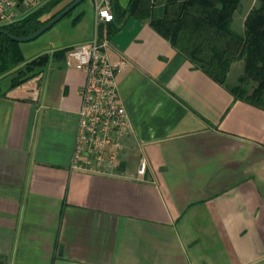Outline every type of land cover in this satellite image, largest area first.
I'll use <instances>...</instances> for the list:
<instances>
[{
    "label": "crops",
    "instance_id": "obj_1",
    "mask_svg": "<svg viewBox=\"0 0 264 264\" xmlns=\"http://www.w3.org/2000/svg\"><path fill=\"white\" fill-rule=\"evenodd\" d=\"M96 14L89 0L73 35L54 25L18 42L25 61L48 55L40 74L15 81L24 62L0 74V264H264V107L148 19L97 25ZM96 34L113 62L128 60L117 73L125 177L70 168L86 75L56 52Z\"/></svg>",
    "mask_w": 264,
    "mask_h": 264
},
{
    "label": "trees",
    "instance_id": "obj_2",
    "mask_svg": "<svg viewBox=\"0 0 264 264\" xmlns=\"http://www.w3.org/2000/svg\"><path fill=\"white\" fill-rule=\"evenodd\" d=\"M47 0L17 21L0 25L17 36H26L41 28L70 2ZM242 0H130L127 7L112 2L114 19L122 22L134 15L150 24L165 36L196 68L203 70L221 84H226L232 64L244 62L238 85L229 87L237 98L264 107V0H258L247 13L243 29L234 27L235 13ZM117 27H110L111 34ZM68 48L57 51L65 60ZM0 74L12 66L18 69L20 83L40 74L47 62L43 54L25 61L18 42L0 33ZM250 87V89H248Z\"/></svg>",
    "mask_w": 264,
    "mask_h": 264
},
{
    "label": "built area",
    "instance_id": "obj_3",
    "mask_svg": "<svg viewBox=\"0 0 264 264\" xmlns=\"http://www.w3.org/2000/svg\"><path fill=\"white\" fill-rule=\"evenodd\" d=\"M96 23L111 22L114 13L110 0H94ZM36 0L35 4H39ZM33 1L0 0V25L17 21L33 8ZM110 41L98 34L87 42L68 48L64 63L83 71L85 83L81 87L82 103L71 156V170L109 177H125L120 154L123 138L129 129V118L121 103L117 73L128 60L122 57L113 62L109 56ZM147 171L142 159L139 179Z\"/></svg>",
    "mask_w": 264,
    "mask_h": 264
},
{
    "label": "rangeland",
    "instance_id": "obj_4",
    "mask_svg": "<svg viewBox=\"0 0 264 264\" xmlns=\"http://www.w3.org/2000/svg\"><path fill=\"white\" fill-rule=\"evenodd\" d=\"M29 1V0H28ZM33 1L32 6L38 5L35 4L36 0H30ZM42 3L41 5H43ZM258 4V0H242L241 6L238 8V10L235 13L234 18V27L238 30L243 29L244 20L246 18L247 13L252 9L254 5ZM40 5V6H41ZM89 6V0L83 1L79 6L75 9H73L69 14H67L65 17H63L59 22L55 24V27L59 29L60 32H62L64 35L67 34H74L76 32V27L74 24V18L77 16V13L80 8L88 7ZM39 7V6H38ZM37 7V8H38ZM52 29V28H51ZM29 43V42H27ZM244 69V62L243 61H237L232 64V67L230 68L229 72L227 73L226 78V84L229 87H234L238 85L239 83V77L242 75ZM250 89V87L248 88Z\"/></svg>",
    "mask_w": 264,
    "mask_h": 264
},
{
    "label": "water",
    "instance_id": "obj_5",
    "mask_svg": "<svg viewBox=\"0 0 264 264\" xmlns=\"http://www.w3.org/2000/svg\"><path fill=\"white\" fill-rule=\"evenodd\" d=\"M85 0H73L71 1L67 6H65L60 12H58L53 18H51L46 24H44L41 28H39L37 31L26 35V36H17L14 35L7 30L0 27V33L6 34L9 36L12 40L17 42H28L32 41L42 34H44L46 31L51 29L57 22H59L63 17H65L67 14H69L73 9H75L79 4H81Z\"/></svg>",
    "mask_w": 264,
    "mask_h": 264
}]
</instances>
